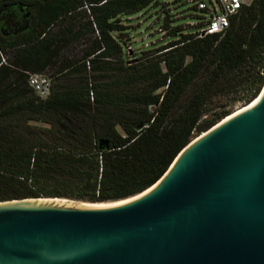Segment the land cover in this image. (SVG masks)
<instances>
[{"label":"trees","instance_id":"trees-1","mask_svg":"<svg viewBox=\"0 0 264 264\" xmlns=\"http://www.w3.org/2000/svg\"><path fill=\"white\" fill-rule=\"evenodd\" d=\"M156 2L0 1V201L139 194L193 137L257 95L264 0L221 34H181L165 16V36H178L129 53L123 19ZM28 74L49 77L45 98Z\"/></svg>","mask_w":264,"mask_h":264},{"label":"water","instance_id":"water-1","mask_svg":"<svg viewBox=\"0 0 264 264\" xmlns=\"http://www.w3.org/2000/svg\"><path fill=\"white\" fill-rule=\"evenodd\" d=\"M108 203L0 201V264H264V81L151 187Z\"/></svg>","mask_w":264,"mask_h":264},{"label":"rangeland","instance_id":"rangeland-1","mask_svg":"<svg viewBox=\"0 0 264 264\" xmlns=\"http://www.w3.org/2000/svg\"><path fill=\"white\" fill-rule=\"evenodd\" d=\"M202 1L205 5L208 4L207 0ZM194 3L195 0H157L156 4L148 5L137 13L125 17L122 23L128 28V41L125 46L131 49L129 53L165 44L178 36V34L165 36V31L161 27L165 16H167L169 26L182 28L181 34L197 31L206 15L195 9ZM79 50V45L73 46L70 55H77ZM239 107V104H235L231 111Z\"/></svg>","mask_w":264,"mask_h":264},{"label":"built area","instance_id":"built-area-1","mask_svg":"<svg viewBox=\"0 0 264 264\" xmlns=\"http://www.w3.org/2000/svg\"><path fill=\"white\" fill-rule=\"evenodd\" d=\"M253 1L254 0H207L208 4L205 5L202 0H195V9L206 15V18L202 20V27L196 31L197 37L223 33L229 24V20L237 15L239 9L249 5ZM49 84L50 79L45 74L27 75L26 85L39 99L46 97Z\"/></svg>","mask_w":264,"mask_h":264},{"label":"bare ground","instance_id":"bare-ground-1","mask_svg":"<svg viewBox=\"0 0 264 264\" xmlns=\"http://www.w3.org/2000/svg\"><path fill=\"white\" fill-rule=\"evenodd\" d=\"M101 204H111V203H95V204H85V205H101Z\"/></svg>","mask_w":264,"mask_h":264}]
</instances>
